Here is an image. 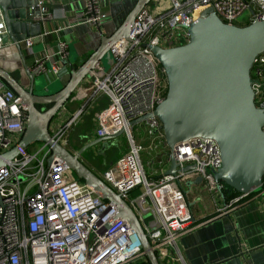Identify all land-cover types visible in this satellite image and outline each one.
<instances>
[{
	"label": "built area",
	"instance_id": "built-area-1",
	"mask_svg": "<svg viewBox=\"0 0 264 264\" xmlns=\"http://www.w3.org/2000/svg\"><path fill=\"white\" fill-rule=\"evenodd\" d=\"M110 2L78 0L75 15L59 31L79 26L102 29ZM208 8L228 25L264 22V0H152L136 16L128 39L111 47L109 67L100 62L87 78L92 92L89 100L102 96L109 103L99 117L97 136L123 132L128 139V151L103 173L102 180L133 210L160 264L183 262L179 238L195 226L185 184L202 178L200 185L222 198V183L212 184L206 176H214L222 168V154L213 139H191L169 151L165 171L149 176L143 162L145 147L133 136V122L152 114L168 91L164 70L148 46L172 49L187 44L188 29ZM248 10V22L238 24ZM28 19L51 22L53 16L39 0L37 6L30 7ZM6 34L0 7V50L9 45ZM50 34L44 31L42 36ZM22 44L31 51L34 38ZM67 50V42L59 40L56 52L34 55L32 70L56 79ZM56 58L57 64L49 70L48 64ZM252 79L255 104L264 112V53L255 60ZM82 112L71 114L66 125H51V135L58 143L67 145L62 129L69 130ZM61 113L60 117L66 116ZM27 123L21 99L0 79V156L14 149L18 152L0 168V264H136L144 256L137 234L126 220L109 227L118 215L116 207L77 179L60 160L48 165L49 146L32 151L20 146ZM137 125L145 126V135L153 143L156 137L164 139L158 119ZM171 160L181 170L175 175L166 174ZM191 166L195 169L183 172ZM171 185L174 189L166 192ZM261 196L264 187L259 193L239 194L231 204Z\"/></svg>",
	"mask_w": 264,
	"mask_h": 264
},
{
	"label": "water",
	"instance_id": "water-1",
	"mask_svg": "<svg viewBox=\"0 0 264 264\" xmlns=\"http://www.w3.org/2000/svg\"><path fill=\"white\" fill-rule=\"evenodd\" d=\"M151 1L138 0L122 26L112 36H103L99 48L80 67L72 70L62 89L50 95L49 86H36L41 75L25 64L22 48L27 38L41 37L50 24V21L32 23L28 19L30 7L37 6L39 0H0L7 27L5 43L12 41L18 50L30 85H22L19 78L1 67L0 79L21 99L27 114L28 123L20 146L25 149L37 143L49 146L51 156L48 165L60 160L79 180L114 205L118 215L111 220L109 227L126 220L141 242L146 261L160 264L128 203L83 162L85 152L100 145L105 149L108 141L123 135V132L89 142L77 152L58 143L50 132L53 118L77 88L87 81L95 65L112 62L111 47L122 39H128L136 16ZM35 15H39L38 11ZM188 33L190 40L183 46L172 49L148 46L164 70L168 91L152 114L134 121L133 125L158 119L171 152L191 139L215 140L221 150L222 168L214 176L206 174L209 181L212 184L224 183L239 194L259 193L264 183V112L255 104L252 70L255 60L264 53V22L228 25L212 8H208ZM47 106L50 107L46 110L39 109ZM17 154V149H14L0 156V168ZM194 169V166L187 167L183 172ZM180 171L176 162L171 160L166 174L175 175ZM202 182L203 179L198 178L188 186ZM222 199L225 203L223 195Z\"/></svg>",
	"mask_w": 264,
	"mask_h": 264
},
{
	"label": "crops",
	"instance_id": "crops-1",
	"mask_svg": "<svg viewBox=\"0 0 264 264\" xmlns=\"http://www.w3.org/2000/svg\"><path fill=\"white\" fill-rule=\"evenodd\" d=\"M43 1L49 14L53 16L45 32L52 34L34 38V46L31 51L24 49L25 64L32 68L35 57L52 54L57 50L59 40L68 44V54L62 61V75L52 80L57 82L54 87L62 89L68 82L72 70H76L86 62L89 57L99 48L103 36H112L124 23L127 16L137 5L138 0H111L106 8L107 21L102 29H91L86 26L62 30L63 25L75 15V5L78 0H40ZM8 47L0 50V67L8 72L17 74V78L22 85L28 87L30 79L25 72L23 60L12 41ZM12 44V45H11ZM58 59H53L49 64V70L57 64ZM61 63V62H60ZM50 80L51 75H44ZM42 77V76H41ZM51 81V80H50ZM90 80L81 84L75 93V104H67L60 111L61 115H69L79 110V102L86 99L91 104ZM56 91V92H57ZM47 92V91H44ZM42 91V93H44ZM49 94H52L48 92ZM48 95V94H47ZM95 105L104 101L97 98ZM94 105V107H95ZM81 105L79 108H82ZM93 107V106H91ZM97 129V128H96ZM88 142V141H87ZM70 142L67 143V146ZM35 146V145H33ZM31 146L29 151L34 150ZM72 152L73 150L69 148ZM85 164L98 176L102 178L100 165L92 160ZM163 166V163H160ZM113 164L110 165V167ZM166 169L163 168V171ZM162 171V172H163ZM156 176V175H154ZM189 191V204L191 205L194 227L179 238L178 246L183 258V262L169 264H264V197H257L253 200L244 201L241 204H222L217 200L205 185L189 187L184 186ZM197 192V194H195ZM203 194L207 197L205 200ZM221 198V197H219ZM205 204L204 208L199 206Z\"/></svg>",
	"mask_w": 264,
	"mask_h": 264
},
{
	"label": "rangeland",
	"instance_id": "rangeland-1",
	"mask_svg": "<svg viewBox=\"0 0 264 264\" xmlns=\"http://www.w3.org/2000/svg\"><path fill=\"white\" fill-rule=\"evenodd\" d=\"M251 15V12L248 10L247 12L244 13L242 17L238 20V24H246L249 20V17ZM106 68L109 67L108 64L102 63ZM80 67V66H79ZM78 68V67H77ZM63 73L61 72L60 75ZM17 76V74H15ZM42 77L38 78L36 81V86L42 87V86H49V92L50 93H55L58 89H56L54 86L57 85V82H53L52 80H47V78L44 75H41ZM70 77V76H69ZM54 80V79H53ZM59 87V84L57 85V88ZM38 93V91H37ZM41 94V93H40ZM92 92H90L91 96ZM42 95V94H41ZM51 95V94H50ZM75 93L71 96L67 104H75L74 101L75 99ZM104 101L99 102L97 105H95V101H91L90 103L86 102V99L84 101L79 102L78 104V109L82 110V114L80 115L79 119L74 122L71 125V128L68 130V128H63L62 131L66 133V140L70 142V145L67 146V148H71L73 150H80L82 149L86 144L89 142L95 141L99 139L96 133V128L99 126V117L103 113L104 109H107L108 102L104 97H100ZM81 105L82 108H79ZM95 105V107H94ZM93 106V107H91ZM49 107V106H48ZM77 110V111H79ZM76 111V112H77ZM60 113V112H59ZM75 113V112H74ZM72 113V114H74ZM70 120V116L66 115L61 116L56 115L52 122L51 125H56L64 122V125L68 124ZM50 125V127H51ZM62 124V126H64ZM68 130V131H67ZM145 126L144 125H135L133 128V136L136 138L137 141L141 142V144L145 147V153L143 155V162L145 165V170L147 174L150 175H157L161 174L163 171L164 166L163 165L166 163L167 156L169 153V149L165 143V140L163 137H156L154 143L152 140L145 135ZM88 141V142H87ZM43 143H37L35 146L32 148L39 150L41 147H43ZM106 148L107 150L103 153H100L102 150V145L94 148V149H89V151L85 152L83 154V162L84 160L86 162H89L94 160L98 165H100L101 172L103 173L106 168H110L111 164H115L118 160H120L124 154L128 151V139L126 136L123 134L117 138H113L110 141L106 143ZM85 163V162H84ZM76 177V176H75ZM77 178V177H76ZM78 179V178H77ZM174 189V186H169L166 192H171V190ZM197 194V192L195 193ZM204 199L206 200L207 197L203 194ZM215 198L219 201L221 200L222 204H224V201L222 198H219L218 196H215ZM189 199V197H188ZM191 199V197H190ZM189 199V200H190ZM200 208H204L205 204L202 203V205L199 206ZM146 261V258L142 256L136 264H141Z\"/></svg>",
	"mask_w": 264,
	"mask_h": 264
},
{
	"label": "trees",
	"instance_id": "trees-1",
	"mask_svg": "<svg viewBox=\"0 0 264 264\" xmlns=\"http://www.w3.org/2000/svg\"><path fill=\"white\" fill-rule=\"evenodd\" d=\"M222 186H223L222 193H223V196L225 197V203L226 204L231 203L235 199V197H237L239 195V193H237L236 191H234L233 189H231L230 187H228L224 183H222ZM263 187H264V183H263ZM141 264H149V262L145 261Z\"/></svg>",
	"mask_w": 264,
	"mask_h": 264
},
{
	"label": "flooded vegetation",
	"instance_id": "flooded-vegetation-1",
	"mask_svg": "<svg viewBox=\"0 0 264 264\" xmlns=\"http://www.w3.org/2000/svg\"><path fill=\"white\" fill-rule=\"evenodd\" d=\"M17 77V76H16ZM50 107V106H49ZM48 106L45 108V107H39V109L40 110H46V109H48L49 108ZM65 107V106H64ZM44 108V109H43ZM50 132H52V128L50 127ZM66 147H67V145H66ZM107 150V148L105 147V149H102L101 151H100V153H103L104 154V152Z\"/></svg>",
	"mask_w": 264,
	"mask_h": 264
}]
</instances>
